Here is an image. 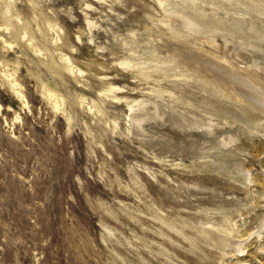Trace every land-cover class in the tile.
<instances>
[{"label": "rangeland", "instance_id": "obj_1", "mask_svg": "<svg viewBox=\"0 0 264 264\" xmlns=\"http://www.w3.org/2000/svg\"><path fill=\"white\" fill-rule=\"evenodd\" d=\"M0 25V264H264V0Z\"/></svg>", "mask_w": 264, "mask_h": 264}, {"label": "bare ground", "instance_id": "obj_2", "mask_svg": "<svg viewBox=\"0 0 264 264\" xmlns=\"http://www.w3.org/2000/svg\"><path fill=\"white\" fill-rule=\"evenodd\" d=\"M2 26V25H0ZM14 85H16V83H13ZM16 92L19 96H21V98L23 99L24 102H27V99L25 98V95L22 93L21 90L16 89ZM49 95H52V93H49ZM2 107V104L0 103V108ZM245 264V263H244Z\"/></svg>", "mask_w": 264, "mask_h": 264}]
</instances>
